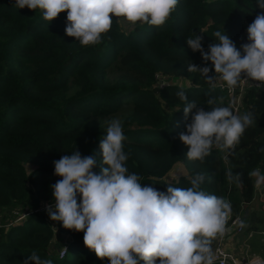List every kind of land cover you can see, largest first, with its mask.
Masks as SVG:
<instances>
[{"label": "trees", "instance_id": "1", "mask_svg": "<svg viewBox=\"0 0 264 264\" xmlns=\"http://www.w3.org/2000/svg\"><path fill=\"white\" fill-rule=\"evenodd\" d=\"M260 10L256 0H179L163 26L138 22L134 31L123 32L113 17L100 44L82 46L65 33L67 11L50 22L40 10L0 0V264H23L33 252L53 264H109L84 245L83 232L47 221L48 213L39 207L54 201L51 185L61 179L54 162L61 157L74 151L93 156V172L101 174L106 165L100 141L113 119L122 123L128 173H135L143 186L166 193L162 177L180 163L187 176L173 186L190 187L191 178L203 174L202 190L228 200L232 217L243 213L241 204L250 203L254 192L248 173L259 168L264 174V152L259 151L264 148V93L243 88L239 112H250L253 124L234 150L213 147L204 162L186 157L188 147L179 135L196 109L186 118V101L176 93L184 91L205 111L230 107L226 87L211 88L199 72L188 71L189 64L208 66L214 75L211 61H203L186 40L194 33L201 36L207 52L218 42L214 33L225 30L242 52L248 43L245 30ZM209 99L216 103L208 104ZM229 169L241 174L239 187L229 183ZM247 223L244 232H259L264 213L247 215ZM54 232L66 235L61 256L50 248Z\"/></svg>", "mask_w": 264, "mask_h": 264}, {"label": "clouds", "instance_id": "2", "mask_svg": "<svg viewBox=\"0 0 264 264\" xmlns=\"http://www.w3.org/2000/svg\"><path fill=\"white\" fill-rule=\"evenodd\" d=\"M179 0H14L18 9L40 10L45 21H53L67 11L65 33L82 46L98 45L102 34L110 31L113 17L128 31L139 25L163 26L175 11ZM264 10V0H256ZM111 14V15H110ZM218 42L204 51L202 37L193 34L186 43L193 52L199 51L203 61H211L214 75L208 66L189 64V72H199L211 88L216 82L229 91L241 79L264 86V13L256 15L247 28V40L237 49L223 31H216ZM243 53V54H242ZM244 77V78H242ZM162 82V80L160 81ZM176 95L186 101L185 117L192 112L186 132L179 135L188 147L186 157L204 162L213 147L223 152L234 150L245 130L253 124L249 113L234 114L228 106H216L212 111L189 102L184 91ZM216 103L209 99L208 104ZM119 119L110 121L107 133L100 141L103 164L101 174H95L93 156L82 157L79 151L65 155L54 162V174L59 179L51 185L54 206L47 207L52 221L62 222L65 229L83 232L84 245L94 251L97 258H107L109 264H214L213 242L225 234L226 223L232 215L231 203L223 197L202 190L203 174L190 180V187L167 185V192L143 186L139 177L129 174L125 166L128 154ZM264 152V148L259 149ZM227 162V157H225ZM255 178L254 187L264 185V174L259 168L248 173ZM230 184H242L241 174L226 173ZM211 182V177H208ZM79 194L80 201L77 200ZM54 209V210H53ZM245 227L244 221L239 222ZM59 251V250H58ZM57 251V252H58ZM53 264L33 252L23 262ZM254 264H264L257 259Z\"/></svg>", "mask_w": 264, "mask_h": 264}, {"label": "rangeland", "instance_id": "3", "mask_svg": "<svg viewBox=\"0 0 264 264\" xmlns=\"http://www.w3.org/2000/svg\"><path fill=\"white\" fill-rule=\"evenodd\" d=\"M262 13H264V10H260L258 14H262ZM116 23L118 24L119 29L121 31L128 32V30L125 28V26H123L121 23L118 22L117 18H116ZM245 34L247 35V29L245 30ZM166 81H169V80L166 79ZM247 81H250V80H247ZM170 82H172V81L170 80ZM173 82L180 83L181 81H179L178 79H175V80H173ZM256 83L257 82L250 81L249 84L255 85L253 87H255V89H256V95L259 96L260 94L264 93V86L258 88L256 86ZM216 84L217 85L220 84L222 86L223 82L217 81ZM222 87H224V86H222ZM229 106L232 108V111L234 114L240 115L238 96L231 95V98H229ZM181 176L182 177L187 176L186 170L184 169V167L180 163H175L166 172V174L162 177V179L166 184H171V183L175 182ZM253 180H254V184H255V178ZM262 204H264V185H261V187L259 189H256L254 187L253 198H252V201L250 203L241 204V209H242L243 213L240 212L237 215H239L242 218L244 217L243 219H245L244 220V223L246 225L245 227L248 226L247 215L250 216L251 214H257V213L263 214L264 213V206H262ZM14 215L18 216L17 220L21 218V212L20 211L15 212ZM45 219L47 221L51 220L50 217L48 216V214H46ZM246 232H249V231L246 230ZM246 232H244L242 235H239V236L232 238V241L228 242L229 248L232 251H234V253L238 256L242 255L245 251L249 255L254 254V255L258 256L264 262V244L262 242V239L264 237V228H261L259 232L252 230L251 236H249V237L247 236ZM59 242L60 241L57 239V241L54 243L59 244ZM242 245L244 246L243 248H242ZM58 248H61V247H58Z\"/></svg>", "mask_w": 264, "mask_h": 264}, {"label": "built area", "instance_id": "4", "mask_svg": "<svg viewBox=\"0 0 264 264\" xmlns=\"http://www.w3.org/2000/svg\"><path fill=\"white\" fill-rule=\"evenodd\" d=\"M244 78V77H242ZM250 81L247 79H241L238 85V92L235 94V88L229 91L227 88V92L229 94V98L231 95L240 96L243 88L245 86H255L254 84H249ZM221 86L220 84H218ZM222 87V86H221ZM55 201L52 202H44L39 207L40 211L47 213V207L52 205L54 206ZM244 221L242 217L239 215L230 216L226 223V232L223 236L218 237L212 244V250L214 253V264H254V262L259 259V261L263 262L258 256L254 254H247L245 251L242 255L238 256L229 248L228 242L232 241V238L242 235L244 233V227H240L239 222ZM251 231L247 232V236H251ZM264 244V237L262 239ZM64 248L62 247L58 251V255L61 256L63 254Z\"/></svg>", "mask_w": 264, "mask_h": 264}, {"label": "crops", "instance_id": "5", "mask_svg": "<svg viewBox=\"0 0 264 264\" xmlns=\"http://www.w3.org/2000/svg\"><path fill=\"white\" fill-rule=\"evenodd\" d=\"M57 239L60 241L59 244H60V247L62 248L64 245H65V241H66V235L64 234H61V233H53V237H52V240H51V244H50V248L52 250H54L55 252H57L59 249L61 248H58L59 246H56L55 245H59V244H55L54 242L57 241ZM65 240V241H64ZM64 241V242H63ZM244 246L242 245V248Z\"/></svg>", "mask_w": 264, "mask_h": 264}]
</instances>
